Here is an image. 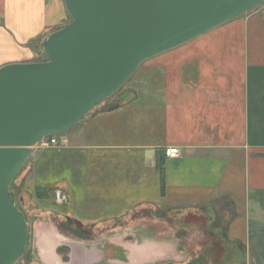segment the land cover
I'll list each match as a JSON object with an SVG mask.
<instances>
[{
    "label": "crops",
    "instance_id": "crops-1",
    "mask_svg": "<svg viewBox=\"0 0 264 264\" xmlns=\"http://www.w3.org/2000/svg\"><path fill=\"white\" fill-rule=\"evenodd\" d=\"M70 20L64 0H0V67L43 60ZM130 79L63 139L75 209L33 224L28 264H264V2Z\"/></svg>",
    "mask_w": 264,
    "mask_h": 264
},
{
    "label": "water",
    "instance_id": "water-1",
    "mask_svg": "<svg viewBox=\"0 0 264 264\" xmlns=\"http://www.w3.org/2000/svg\"><path fill=\"white\" fill-rule=\"evenodd\" d=\"M64 2L71 20L39 42L44 59L0 67V264L20 261L28 246V219L11 184L42 137L85 120L145 60L264 0Z\"/></svg>",
    "mask_w": 264,
    "mask_h": 264
},
{
    "label": "rangeland",
    "instance_id": "rangeland-1",
    "mask_svg": "<svg viewBox=\"0 0 264 264\" xmlns=\"http://www.w3.org/2000/svg\"><path fill=\"white\" fill-rule=\"evenodd\" d=\"M131 80L132 79H129L120 89L105 99V104L107 103L106 106H108L109 102L111 105H115V103L118 102L117 97L120 92L126 90V86L130 85ZM106 106L102 102L94 108L93 111H98L101 108L105 109ZM67 135H69V130L60 134L44 135L32 148L30 157L14 180V189L16 191L18 206L24 211L28 223H30L28 246L22 259L15 264H21V262L28 264L31 261L35 241L33 224L43 218V214H46L47 211H51V218L59 222L62 220L61 217L58 216L59 212L67 213L71 211L72 208L75 209L72 201L73 197L70 183H72V179H76L73 177H75L80 170L72 168L70 160L71 154L69 152L70 148L66 147L69 143L63 141V139H66ZM84 159L86 162V158ZM84 170L85 168L82 169V171ZM84 176L86 175L84 174ZM101 188L102 186L93 185L92 191L99 193L102 192ZM65 218H67V221L71 219L67 216ZM75 228L76 227L73 226L67 229V231L75 235V233H77ZM81 229L80 231L84 232L82 233L83 235L80 234L81 236L87 238L95 235V232L87 225L81 226Z\"/></svg>",
    "mask_w": 264,
    "mask_h": 264
},
{
    "label": "trees",
    "instance_id": "trees-1",
    "mask_svg": "<svg viewBox=\"0 0 264 264\" xmlns=\"http://www.w3.org/2000/svg\"><path fill=\"white\" fill-rule=\"evenodd\" d=\"M11 189L15 192V194H16V191H15V189H14V181L12 182V184H11ZM76 224V223H75ZM63 226L66 228V229H70L71 228V226H74V222L71 220V219H68V221H66L65 223L63 222ZM75 227H76V232L77 233H75V235H77V236H80V237H84V236H81V235H83L82 233H84L83 231H80V229H81V226H76L75 225ZM78 227V228H77ZM82 230V229H81ZM81 234V235H80Z\"/></svg>",
    "mask_w": 264,
    "mask_h": 264
},
{
    "label": "built area",
    "instance_id": "built-area-1",
    "mask_svg": "<svg viewBox=\"0 0 264 264\" xmlns=\"http://www.w3.org/2000/svg\"><path fill=\"white\" fill-rule=\"evenodd\" d=\"M165 154L169 158L177 157L180 155V149L178 146H169L165 149Z\"/></svg>",
    "mask_w": 264,
    "mask_h": 264
}]
</instances>
